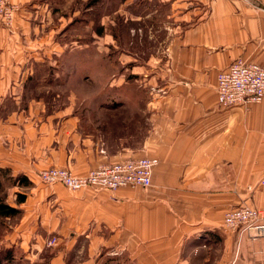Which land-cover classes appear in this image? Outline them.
I'll return each mask as SVG.
<instances>
[{
  "label": "crops",
  "instance_id": "obj_1",
  "mask_svg": "<svg viewBox=\"0 0 264 264\" xmlns=\"http://www.w3.org/2000/svg\"><path fill=\"white\" fill-rule=\"evenodd\" d=\"M10 1L20 11L12 30L0 18V169L31 182L25 202L12 204L21 210V247L33 253L26 259L41 260L44 237L58 233L48 264H264V240L224 229L228 210L264 206V99L223 108L217 96V75L233 61L264 66V0H122L144 5L139 17L170 23L167 60L154 74L139 66L151 94L106 98L112 109H139L137 145L121 137L115 152L81 130L66 103L73 98L38 93L81 79L76 64L66 73L47 61L66 51L56 40L67 29L57 0ZM136 157L159 161L149 189L71 192L36 173L85 176Z\"/></svg>",
  "mask_w": 264,
  "mask_h": 264
},
{
  "label": "rangeland",
  "instance_id": "obj_2",
  "mask_svg": "<svg viewBox=\"0 0 264 264\" xmlns=\"http://www.w3.org/2000/svg\"><path fill=\"white\" fill-rule=\"evenodd\" d=\"M56 3L59 15L67 21V29L60 32L56 40L61 41L66 51L47 61L62 66L66 73L74 72L71 69L76 64L82 81L77 79L74 82L69 78L61 87L46 85L38 93L41 96L60 95L63 97L61 100L73 98L74 101L66 103L81 116V130L101 137L110 151H116V142H120L118 139L121 137L129 138L127 144L137 145L138 103L112 109L105 101L107 97L127 100L151 94L150 86L144 91L139 85V66L145 64L147 73L154 74L150 69L161 66L167 60L163 48L167 46L169 32L166 26L170 21L167 17L158 18V15L139 17L147 8L143 10L144 5L137 3L126 8L122 0H57ZM167 13L169 9L165 7L163 15ZM11 176L16 177L10 173L3 178L6 202L10 205L15 204L18 193L27 191L25 187L15 186ZM21 217L20 214L0 223V262L12 248L15 261L3 264H48L56 252L54 249L61 244V236L58 233L47 234L43 239L41 260H28L27 256L33 253L21 247L22 233L16 227Z\"/></svg>",
  "mask_w": 264,
  "mask_h": 264
},
{
  "label": "built area",
  "instance_id": "obj_3",
  "mask_svg": "<svg viewBox=\"0 0 264 264\" xmlns=\"http://www.w3.org/2000/svg\"><path fill=\"white\" fill-rule=\"evenodd\" d=\"M19 11L20 6L10 0H0V18L6 29H13ZM217 96L223 108L248 107L262 102L264 66L242 59L233 61L217 75ZM158 164L156 158L136 157L102 164L85 176H77L67 168L51 167L42 170L38 178L43 184H61L71 192L87 188L109 191L121 188L149 189ZM224 229L240 237L264 240V206L256 208L243 205L228 210L224 217Z\"/></svg>",
  "mask_w": 264,
  "mask_h": 264
},
{
  "label": "trees",
  "instance_id": "obj_4",
  "mask_svg": "<svg viewBox=\"0 0 264 264\" xmlns=\"http://www.w3.org/2000/svg\"><path fill=\"white\" fill-rule=\"evenodd\" d=\"M10 172L5 169H0V223L3 222L6 219H11L15 218L16 216L21 214V210L17 207H14L6 202V193H5V186H4V181L3 178L7 175H9ZM11 181H14L15 186L19 187H29L31 185V182L28 180V178L24 175H18L16 177L11 176L10 178ZM26 200V195L23 193H18L17 194V200L16 203L18 205L24 203ZM5 253V258L4 261H2L0 264L6 263V262H13L15 261V253L12 251V248H9ZM50 260V259H49ZM49 262V261H48Z\"/></svg>",
  "mask_w": 264,
  "mask_h": 264
}]
</instances>
